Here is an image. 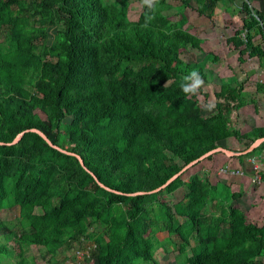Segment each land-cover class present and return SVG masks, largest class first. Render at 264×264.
Segmentation results:
<instances>
[{
  "label": "trees",
  "instance_id": "1",
  "mask_svg": "<svg viewBox=\"0 0 264 264\" xmlns=\"http://www.w3.org/2000/svg\"><path fill=\"white\" fill-rule=\"evenodd\" d=\"M156 1L167 5L154 10L144 4L130 19L128 0H0V34L6 29L8 36L0 39V210L9 195L19 207V233L2 231L0 222V264L13 252L10 238L18 248L14 264H33L24 255L29 245L53 255L80 238L94 240L95 264H157L154 251L170 245L174 264H251L264 255V223L249 222L230 202L240 193L212 184L205 174L183 179V172L160 190L125 193L160 185L220 140L242 141L247 134L231 126L229 116L254 101L242 82L223 83L208 71L219 84L215 113H197V99L183 92L181 82L192 70L207 73L180 57L176 40L202 51L200 38L184 28L185 9L211 18L218 0ZM241 9L242 28L227 42L264 59V11L246 1ZM256 25L263 43L251 34ZM30 128L78 154L120 192L100 185L74 154L34 131L8 144ZM252 129L251 142L264 135V126ZM180 187L185 202L157 198ZM214 200L218 214L206 212ZM99 222L103 229H94ZM157 230L167 236L159 238Z\"/></svg>",
  "mask_w": 264,
  "mask_h": 264
},
{
  "label": "rangeland",
  "instance_id": "2",
  "mask_svg": "<svg viewBox=\"0 0 264 264\" xmlns=\"http://www.w3.org/2000/svg\"><path fill=\"white\" fill-rule=\"evenodd\" d=\"M128 16L130 19H137L139 16L140 11L144 8L143 0H128ZM172 4H178L179 0H169ZM166 3H161L156 1L155 6L153 7L154 10H158L160 8H165ZM170 10V9H169ZM172 10V9H171ZM185 12L188 15V21L184 25V28L191 33L197 35L201 31H205L204 29L209 25L207 19L201 17L196 10L186 8ZM227 13L229 16H227L226 21L230 22L231 20H234L235 23L232 26H225V31L222 29V27H219V24H216L218 22L215 20H212V24L216 25L215 31L211 30V34H213L209 41H205L204 45L202 46V51H196L192 50L186 47L185 40L183 38H177L176 42L178 44L179 48V55L180 57L187 62L191 63H198L197 65L199 68L205 67L204 73L205 76H201L204 80L203 86L199 89L198 93L193 95L197 99L196 102V111L200 116L207 117L209 115H212L215 113V107H210V105H214V92L219 88V84L214 80L215 77L211 74L213 72L217 77L220 78V80L223 83H235L236 81L242 82L244 86H248L247 92L253 93L254 91V83L256 80H258L260 76H255L252 74V72L255 71V66L253 65L251 68H247V63L242 64V62H238L237 57L239 54V48H236L233 44L228 43L225 39L227 35L233 34L235 30H240L242 27V17L244 16V13L242 10L239 9L238 4H234V6H230ZM203 19L201 20L200 19ZM189 18H191L189 20ZM229 28V30H228ZM57 29V26H49L47 29V43H50L53 39V36L55 34V31ZM210 31V30H209ZM245 33V32H244ZM243 33V34H244ZM242 36V35H241ZM240 36V37H241ZM7 30L3 29L0 34V39H7ZM7 41V40H6ZM4 44H12V43H4ZM211 49V50H209ZM212 52V53H211ZM238 53V54H237ZM243 57V56H242ZM244 62L248 61L247 55L243 57ZM248 69V70H247ZM211 71V72H208ZM252 74V75H251ZM262 75H264L262 73ZM264 79V77H262ZM259 81V80H258ZM246 95V94H245ZM258 99H262L258 97ZM251 110H252V105ZM37 113L43 118H45V115L39 111L36 110ZM253 114V112L251 113ZM236 115L232 111L229 118L231 119L230 125L234 126V122L236 123V126H239L242 124L240 115H237L236 117H231ZM256 118H261V114L259 110H256V114H253ZM258 119V118H257ZM254 119L255 122L258 120ZM262 119V118H261ZM71 120V117H65L63 122L64 124L68 123ZM254 120L250 119L248 116L244 118V126H242V130L247 134L245 138L242 141H238L235 137H232V141L234 145L239 147L241 150L246 149L248 144L251 143V139L256 135L255 131L251 128L252 124H254ZM219 145L224 146L222 142H219ZM231 145V144H229ZM260 145V144H259ZM259 145L257 147H259ZM253 150L249 151L252 152ZM221 151L215 152L214 154L220 153ZM213 158V161L218 158ZM206 159V158H205ZM204 159V160H205ZM177 161H179L176 158ZM201 160L199 163L191 166L188 168L183 174L182 178L187 179V177L192 173H199V174H205L202 171V166H204L203 161ZM180 162V161H179ZM181 163V162H180ZM202 165V166H201ZM258 176V175H256ZM208 177V176H207ZM209 179V177H208ZM214 181V179H212ZM212 183V182H211ZM214 184V183H212ZM12 182L7 183V186H11ZM216 185V184H215ZM218 186V185H216ZM228 187V186H227ZM228 191L231 192L230 188L228 187ZM184 189L183 187H180L176 189L175 192L171 194H166L163 192H160L157 198L159 199H166L171 200L173 202L176 201H186V198L183 196ZM156 199V198H155ZM230 199V198H229ZM230 202L232 203V199H230ZM236 204V202H234ZM219 207L220 204L216 200L209 201L206 206V212H211L213 214L219 213ZM237 208V207H236ZM240 208V207H239ZM238 208V209H239ZM240 210V209H239ZM242 211L246 216L248 213V209L246 208V205L243 207ZM19 207L15 204H13V200L11 195L8 196L7 200L5 201L4 207L0 210V222L4 223L6 226L5 229H2V231L8 232L9 230H14L15 232L19 233ZM251 219H255L252 215L247 216V220L250 222ZM259 221V219L257 220ZM92 227L96 230H102L104 227V224L101 222L94 223ZM156 234L159 238H165L167 236V232L164 230H157ZM1 241H5L3 238V235H0ZM197 240V239H196ZM196 240H193L192 243H194ZM14 238H10L8 241H6L7 245L12 249L13 252L11 254H8L4 257V262L6 264H14V261L17 259L16 253L18 252V248L16 244L14 243ZM94 246V240L92 239H79L75 241L73 244L70 245L68 248H62L59 249L57 252H55L53 255L49 254L43 247L37 246V245H29L24 248V255L27 258L29 262H33V264H95L93 261L92 256H90V250ZM161 247H158L154 251V256L157 260V264H174L173 256L175 254V248H173L172 245H170V248L163 252L161 250ZM31 262V263H32ZM264 256L259 257L256 256L255 259L252 261L251 264H264ZM144 264H152L150 260L143 261ZM2 264H4L2 262Z\"/></svg>",
  "mask_w": 264,
  "mask_h": 264
},
{
  "label": "crops",
  "instance_id": "3",
  "mask_svg": "<svg viewBox=\"0 0 264 264\" xmlns=\"http://www.w3.org/2000/svg\"><path fill=\"white\" fill-rule=\"evenodd\" d=\"M243 1H246L249 6L254 10H263L264 11V0H218L216 3V13L211 17H206L202 14H199L201 17L207 19L209 25L204 29L205 31H201L196 36L200 38L201 40V47L204 45L205 41H209L210 38H212L213 34H211V30L216 32L215 26L212 24V20H215L218 22L216 24H219V27H222V29L225 31V26H232L235 21L231 20L230 22H227L225 18L229 16L227 13L230 6H234V4H238L239 9H241V6L243 4ZM243 12V11H242ZM244 13V12H243ZM200 17V19H201ZM191 18H189L190 20ZM203 20V19H201ZM242 28V27H241ZM215 29V30H214ZM210 30V31H209ZM229 30V28H228ZM251 34L253 36V39L255 41H259L263 43V37L261 30L259 26H254L251 28ZM234 33V32H233ZM230 34L229 36H231ZM210 36V38H209ZM212 36V37H211ZM227 35V37H229ZM227 37H225L227 41ZM211 50V49H209ZM212 53V52H211ZM238 54V53H237ZM248 61L244 60L242 61V64H246L247 68H251L253 65L255 66V71L252 72L255 76L258 77L259 81L256 80L254 83V91L253 93L247 92L249 89L248 86H244L243 84V92L246 94V96L251 100L246 105H244L242 108H240L238 111L234 112V116L231 115V117H236L237 115H240V117L246 118L247 116L254 120L257 119L258 121L252 124L251 128L254 126H264V59L259 58L257 55H250L247 51H245L244 54H241L239 52L237 60L239 62V57L246 56ZM242 57V58H243ZM248 70V69H247ZM251 74V75H252ZM237 82V81H236ZM261 82V88H255L257 86V83ZM219 89V88H218ZM217 89V90H218ZM216 90V91H217ZM258 97L262 99H258ZM252 105V110L251 106ZM256 110H259L260 114L262 115L261 118L255 117L253 114H256ZM253 112V114H251ZM244 118H241L242 124L239 126H236V123L234 122L235 128L242 130V126H244ZM231 121V119H230ZM232 126V125H231ZM244 133V131H241ZM232 137H227L223 140H220L219 142L224 145L223 147L232 150V151H243L244 149H240L236 145H234ZM231 144V145H229ZM221 146V145H220ZM217 154L219 159H216L213 161V158H217ZM211 156V158H206L203 161L202 165V171L205 173L206 176L209 177V180L214 184H224L228 186L231 190V192L240 193V195L237 198H234L232 200V204L239 208L241 211L243 210V207L246 205V208L248 209L247 216H253L255 219H251V221L257 223L258 225L264 223V146L261 149H257L256 151L252 152L249 155L244 154H238L229 156L223 152L217 153ZM213 157V158H212ZM254 160H251V159ZM258 175L260 176L259 180L253 181L252 176ZM214 179V181H212ZM175 192V191H174ZM236 202V204H234ZM246 216V217H247ZM259 219V221H257ZM264 255H260L259 257H262ZM264 263V262H262Z\"/></svg>",
  "mask_w": 264,
  "mask_h": 264
},
{
  "label": "water",
  "instance_id": "4",
  "mask_svg": "<svg viewBox=\"0 0 264 264\" xmlns=\"http://www.w3.org/2000/svg\"><path fill=\"white\" fill-rule=\"evenodd\" d=\"M26 131H34L36 133H38L40 136H42L49 145L57 148L58 150L62 151V152H65V153H68V154H74L78 159H79V162L81 163V165H83L87 170H90L84 163L82 157H80L78 154L76 153H73V152H70V151H67L55 144H53L50 139L44 134L43 131H41L40 129H37V128H30V129H26V130H23L21 132H19L15 137L14 139L11 141V142H8V144H14V143H17L20 138L22 137V135L24 134V132ZM262 141H264V135L262 136H258L256 137L249 145L246 149H244L243 151H232V150H229L223 146H218L216 148H213L211 150H208L206 151L205 153H203L202 155L198 156L197 158L191 160L190 162H188L187 164H185L179 171H177L176 173H174L171 177H169L168 179H166L163 183H161L160 185L152 188V189H149V190H135V191H129V192H125V193H128V194H136V193H145V192H153V191H157V190H160L161 188L165 187L166 185H168L171 181H173L176 177L180 176L183 172H185L188 168H190L191 166L197 164L198 162H200L201 160L207 158L209 155H212L213 153L215 152H218V151H221L229 156H233V155H238V154H246V153H249V151L253 150L256 146H258ZM90 172L93 174V176L95 177V179L97 180V182L104 186L105 188H108V189H111V190H114V191H118L120 192V190H117V189H114V188H111L107 185H105L102 181H100L96 175L90 170Z\"/></svg>",
  "mask_w": 264,
  "mask_h": 264
},
{
  "label": "clouds",
  "instance_id": "5",
  "mask_svg": "<svg viewBox=\"0 0 264 264\" xmlns=\"http://www.w3.org/2000/svg\"><path fill=\"white\" fill-rule=\"evenodd\" d=\"M143 3L149 8H152L155 6L156 0H143ZM203 84L204 80L199 72L197 70H192L188 75L182 78L181 88L185 94L195 95ZM210 107H214V105H210Z\"/></svg>",
  "mask_w": 264,
  "mask_h": 264
},
{
  "label": "built area",
  "instance_id": "6",
  "mask_svg": "<svg viewBox=\"0 0 264 264\" xmlns=\"http://www.w3.org/2000/svg\"><path fill=\"white\" fill-rule=\"evenodd\" d=\"M251 160H254L253 158ZM260 179V176H252V180L253 181H256V180H259Z\"/></svg>",
  "mask_w": 264,
  "mask_h": 264
}]
</instances>
